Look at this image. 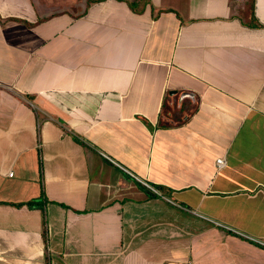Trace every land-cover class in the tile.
<instances>
[{
	"label": "crops",
	"instance_id": "0c3cea01",
	"mask_svg": "<svg viewBox=\"0 0 264 264\" xmlns=\"http://www.w3.org/2000/svg\"><path fill=\"white\" fill-rule=\"evenodd\" d=\"M0 264H264V0H0Z\"/></svg>",
	"mask_w": 264,
	"mask_h": 264
},
{
	"label": "built area",
	"instance_id": "2783aa9c",
	"mask_svg": "<svg viewBox=\"0 0 264 264\" xmlns=\"http://www.w3.org/2000/svg\"><path fill=\"white\" fill-rule=\"evenodd\" d=\"M215 163H216V165L218 167H221V166L224 165V159L223 158H218V159H216ZM9 174H11V172Z\"/></svg>",
	"mask_w": 264,
	"mask_h": 264
},
{
	"label": "trees",
	"instance_id": "16d2710c",
	"mask_svg": "<svg viewBox=\"0 0 264 264\" xmlns=\"http://www.w3.org/2000/svg\"><path fill=\"white\" fill-rule=\"evenodd\" d=\"M36 203V200H32V202H30V204Z\"/></svg>",
	"mask_w": 264,
	"mask_h": 264
}]
</instances>
